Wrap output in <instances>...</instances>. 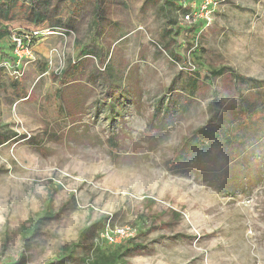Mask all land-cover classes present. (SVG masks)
Wrapping results in <instances>:
<instances>
[{
    "label": "rangeland",
    "instance_id": "rangeland-1",
    "mask_svg": "<svg viewBox=\"0 0 264 264\" xmlns=\"http://www.w3.org/2000/svg\"><path fill=\"white\" fill-rule=\"evenodd\" d=\"M34 1L36 10L45 9V0ZM48 1L54 29L38 44L50 49L51 56L49 51L45 64L35 46L36 61L17 80L19 88H14L10 77L2 79L4 87H0V135L11 137L0 146V264L15 263L20 256L28 264H82L88 255L76 247L79 232L100 220L138 229L137 237L147 250L127 264H264V158L256 163V167L261 164L258 171L246 172L247 179H239L245 171L235 170L233 184L239 190L233 194L222 193L204 177L167 168L180 140L207 121L210 106L217 100L223 116L236 98L238 85L231 74L264 79V0H226L203 33L184 25L177 9L170 13L166 0L159 6L150 3L144 11L141 0H76L79 19L69 26H65L69 1ZM21 2L10 20L11 29H41L31 24L28 4L22 7ZM97 5L102 10L99 26L94 25ZM164 29L171 32L165 36L169 50L162 48L168 55L161 52L163 58L154 65L147 58L148 49L162 43ZM0 44L4 50L12 45L10 40ZM102 44L108 53L105 60L93 61L97 83L86 81L94 87L98 102L86 112L90 134L70 133L53 121L57 101L53 96L45 101L43 96L61 79H73L71 63L84 50L99 55ZM171 53L181 60L173 61ZM127 56L145 66L149 73L144 86L155 97L144 108L126 105L123 118L113 122L105 65L109 57L116 64H126ZM189 62L196 70L184 69ZM45 66L48 73L41 76ZM220 69H227V75L210 78L212 71ZM192 78L198 81L194 95L187 85ZM115 91L113 86V100L119 102ZM153 101H157V131L149 129ZM112 136L117 147L109 143ZM32 138L37 141L30 146L26 140ZM55 186L62 189L53 199V219L45 222L27 248L24 226L34 227L49 189ZM172 212L181 216L179 221ZM63 248L75 250L76 259L57 256Z\"/></svg>",
    "mask_w": 264,
    "mask_h": 264
},
{
    "label": "trees",
    "instance_id": "trees-1",
    "mask_svg": "<svg viewBox=\"0 0 264 264\" xmlns=\"http://www.w3.org/2000/svg\"><path fill=\"white\" fill-rule=\"evenodd\" d=\"M5 1L2 2L0 0V43H3L5 40L11 41V37L15 35L27 42L30 41V45L35 48L44 36L45 31H53V25H49L47 22L49 18L48 6H50L48 0H45V9L41 11L36 10L34 0H22V7L24 6L23 4H28L27 11L30 16L28 17L32 22L31 24L35 23V25L42 26L41 29H34L28 32H15L10 27V20L14 18V10L17 5H20V0ZM161 1L145 0L143 11L150 3H153L154 6H159ZM166 4L170 6V13H173L172 9L175 8L177 9L176 12L179 11V14H177L180 17L186 12L182 4L179 5L170 0H166ZM160 10L163 11L161 8ZM169 10L167 11L169 12ZM96 11L97 20L94 25L99 26L100 21L98 18L101 17L100 12L102 11L100 5H97ZM66 33L70 34V31H66ZM169 33L171 34L169 30L164 29L163 37L169 36ZM177 34L180 35V32L177 31ZM28 37L29 39H27ZM161 45H163L162 48L165 50L170 47L169 41L167 44L162 42ZM12 51V45L4 50L0 44V61L12 59ZM84 52L87 51L84 50L82 52L85 55L86 53ZM171 58L177 63L181 60V58L173 53H171ZM74 68H77V66ZM0 71L5 72L3 69H0ZM227 71V69L212 71L210 78L217 79L227 75ZM60 75H63V72ZM231 75L235 77L238 89L236 98L227 105L223 116L220 115L219 103L216 100L210 106L207 121L194 128L180 140L179 145L173 152L172 158L167 162V168L170 172L192 174L197 179L204 177L203 179L208 184L209 181H212L219 191L227 194H233L239 190V187L233 184V181H236L237 177L235 176L236 169L245 171L239 179H247L248 175L246 172L253 170V168L258 171L261 164H257L256 167V163L264 158V79L258 80L244 77L240 74ZM197 82L195 78H192V81L187 84L192 95L198 90ZM1 85L0 80V87ZM123 101H125L123 103L125 104L128 100ZM168 110L170 112V107ZM74 119H70L71 122H74ZM51 137L57 139L59 136L51 135ZM10 141L11 137L8 135H0V146L8 144ZM36 141V138L26 140L30 146ZM109 143L117 147L114 136L109 138ZM229 171L230 173H228ZM261 177L262 175L260 174L259 180ZM61 189L62 186H55V189H49L50 193L47 202H45L42 216L39 217L32 229H27L24 226L23 243L25 247L30 248L38 237L41 227L45 225L46 221L53 219L50 210L52 209L55 195ZM147 203L151 207L154 205L152 200H147ZM171 215L175 221H179L181 218L176 212H172ZM108 221L111 222V220H107L106 222ZM106 222L100 220L80 230L78 237L79 245L76 247H82L88 255L87 259L81 260L82 264H127L130 258L144 255L147 246L142 244L141 238L138 237L128 240L126 244L122 243L116 246L98 245L99 232ZM75 252V250L63 248L57 252V256L63 257L66 261H71L76 259L73 257ZM27 262L25 256H20L15 263L10 264H28Z\"/></svg>",
    "mask_w": 264,
    "mask_h": 264
},
{
    "label": "crops",
    "instance_id": "crops-1",
    "mask_svg": "<svg viewBox=\"0 0 264 264\" xmlns=\"http://www.w3.org/2000/svg\"><path fill=\"white\" fill-rule=\"evenodd\" d=\"M68 1H69V4L67 5L71 6L69 8L70 16L65 26H69L71 21H73L72 23H74L76 20H78L79 19L78 16L80 13V7L76 3V0H68ZM138 2H140V0ZM144 2L145 0H141L142 9H143ZM49 7L50 6H48V8ZM47 22L49 25H51L49 18ZM124 39H125V36H123L122 39L119 40V43L123 41ZM54 42H56V39H54ZM162 42H165L166 44L168 43L167 39L163 36H162ZM160 45L161 44L159 43H155V46H153L154 47L153 50L148 49L147 58H149V60L154 65H157V59L163 58V56L161 55V52L164 53V55H168L167 52L163 50ZM98 47H100L99 55L92 54V53L84 55L81 53L78 56L77 61L74 60L73 63H71V65L73 64L72 68L75 69L73 74H71V77L73 78L71 79V81H67L65 78L61 79L59 82L60 83L59 86L58 84L53 85L49 94L43 96L45 98V101L49 99L51 96L54 97L55 102L57 101V103H55L56 107H54L55 112H54L53 121L54 123L60 126H63L67 131H70V133L79 132V133L90 134L89 126H85L87 125L85 123V120H86L85 116H86V112L89 109L92 110L91 108H94L98 102L95 100L94 87L88 83L90 82L97 83V73H94L96 69L94 70L93 68V65H94L93 61L97 62L98 58L100 59V61L103 60L107 56V53H108V51L105 50V48H103V44ZM167 50H169V48ZM48 52L50 53L49 55L51 56L50 49L48 50L47 48H45L43 44L41 46L37 44L38 56L41 58L43 62H45V64L47 60L45 57L48 54ZM141 58L144 59L145 56H142ZM130 59H131V56H127L126 58H124V61L126 64H123V63L116 64L114 61H112V58L109 57L108 63L105 65V68H106L105 72H107L108 80L109 82H111V84H108L106 82V85H108L109 91H110L109 100L111 101L110 109H111V120L112 121L116 117H119L120 120L123 118V113H125L126 105H128L129 107H133L134 109L140 108V107L144 108L145 105L149 106L150 102H152L151 97H155V93H152V92L150 93V91L146 90L144 86L145 78L147 77L146 76L147 69L145 68V66L141 68L142 66L139 65V63L133 60H130ZM82 64H83V67L78 68ZM76 66L77 68H74ZM151 66L152 68L154 67L153 65ZM148 70L151 71V68H148ZM40 71H41L40 75L45 76L48 73L47 66H45L44 69H40ZM64 74L65 73H63V75ZM7 77H10V76H8L5 72L0 71L1 83L3 82L2 79L7 78ZM86 78H88V80H86ZM126 80H127V83H126ZM113 82L116 83V85H113L114 84ZM96 83H94V85H96ZM12 85L16 89H18L20 86L18 82L15 80L12 83ZM1 86L4 87L3 84ZM113 86L116 89L115 93L117 95V99L120 100L119 102L117 100L116 101L113 100V98H115L113 97L114 95ZM121 97H123L124 99ZM149 97H150V101H149ZM126 99L128 100L127 103L123 104L125 102L123 100H126ZM170 106L171 105H168L167 108H169ZM70 110H73L72 116L69 112ZM151 117H152V120L149 121V129L153 131H157V101H153ZM70 119H74V122H71ZM122 123L125 124V121H123ZM122 123L121 125H123ZM84 137H87V136H84Z\"/></svg>",
    "mask_w": 264,
    "mask_h": 264
},
{
    "label": "built area",
    "instance_id": "built-area-1",
    "mask_svg": "<svg viewBox=\"0 0 264 264\" xmlns=\"http://www.w3.org/2000/svg\"><path fill=\"white\" fill-rule=\"evenodd\" d=\"M225 1L226 0H185L183 9L186 10V12L181 15L180 21L184 25L199 28V33H203L211 27L217 9ZM47 33L51 34L53 32H49L48 30L44 32V34ZM27 39H29V37ZM11 43L13 46V58L1 60L0 69H3L14 80H19L22 78L25 68L36 61V52L34 50L35 48L30 45V41L27 42L21 37L13 35L11 37ZM184 69L188 72L196 70L191 62H189ZM137 236V228L127 225L113 226L111 222L108 221L99 232L97 244L100 246H116L122 244L126 240L136 238Z\"/></svg>",
    "mask_w": 264,
    "mask_h": 264
}]
</instances>
